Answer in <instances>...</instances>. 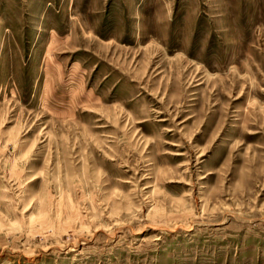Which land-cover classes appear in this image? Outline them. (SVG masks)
Returning a JSON list of instances; mask_svg holds the SVG:
<instances>
[{"label":"rangeland","instance_id":"1","mask_svg":"<svg viewBox=\"0 0 264 264\" xmlns=\"http://www.w3.org/2000/svg\"><path fill=\"white\" fill-rule=\"evenodd\" d=\"M0 264H264V0H0Z\"/></svg>","mask_w":264,"mask_h":264}]
</instances>
